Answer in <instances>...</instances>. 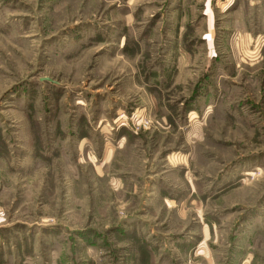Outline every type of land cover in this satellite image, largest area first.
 Here are the masks:
<instances>
[{"label": "rangeland", "instance_id": "1", "mask_svg": "<svg viewBox=\"0 0 264 264\" xmlns=\"http://www.w3.org/2000/svg\"><path fill=\"white\" fill-rule=\"evenodd\" d=\"M0 264H264V0H0Z\"/></svg>", "mask_w": 264, "mask_h": 264}, {"label": "bare ground", "instance_id": "2", "mask_svg": "<svg viewBox=\"0 0 264 264\" xmlns=\"http://www.w3.org/2000/svg\"><path fill=\"white\" fill-rule=\"evenodd\" d=\"M246 175H248V176H251L253 173H251V172H247V173H245Z\"/></svg>", "mask_w": 264, "mask_h": 264}, {"label": "water", "instance_id": "3", "mask_svg": "<svg viewBox=\"0 0 264 264\" xmlns=\"http://www.w3.org/2000/svg\"><path fill=\"white\" fill-rule=\"evenodd\" d=\"M47 81H50L49 79H46Z\"/></svg>", "mask_w": 264, "mask_h": 264}]
</instances>
